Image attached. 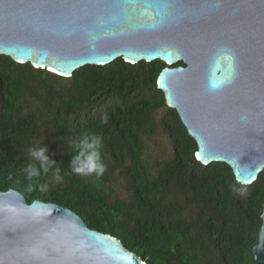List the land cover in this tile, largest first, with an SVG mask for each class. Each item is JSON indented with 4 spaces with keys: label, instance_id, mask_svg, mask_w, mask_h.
Segmentation results:
<instances>
[{
    "label": "trees",
    "instance_id": "obj_1",
    "mask_svg": "<svg viewBox=\"0 0 264 264\" xmlns=\"http://www.w3.org/2000/svg\"><path fill=\"white\" fill-rule=\"evenodd\" d=\"M165 66L118 57L64 77L0 54V190L74 210L147 264H260L251 250L264 171L241 184L225 162L196 159L195 139L157 86ZM85 134L101 140L102 176L71 169L72 142ZM36 146L48 148L62 181L51 170L26 178Z\"/></svg>",
    "mask_w": 264,
    "mask_h": 264
},
{
    "label": "water",
    "instance_id": "obj_2",
    "mask_svg": "<svg viewBox=\"0 0 264 264\" xmlns=\"http://www.w3.org/2000/svg\"><path fill=\"white\" fill-rule=\"evenodd\" d=\"M0 54L64 77L118 57L159 59L157 86L196 159L225 162L241 184L264 171V0H0ZM260 219L251 253L264 264V202ZM0 264L147 262L74 210L8 188Z\"/></svg>",
    "mask_w": 264,
    "mask_h": 264
},
{
    "label": "clouds",
    "instance_id": "obj_3",
    "mask_svg": "<svg viewBox=\"0 0 264 264\" xmlns=\"http://www.w3.org/2000/svg\"><path fill=\"white\" fill-rule=\"evenodd\" d=\"M104 123H107V118L102 117ZM75 145L76 152L70 159L72 171L77 175H92L102 176L106 170L105 165L101 160V140L96 135L85 134L79 139L72 142ZM28 154L36 163H28L25 167L27 179L32 180L38 178L41 174H48L52 171V176L56 181H62L63 177L60 175V168L54 167L56 161L50 157L48 148L36 146L35 148H28ZM11 178V177H10ZM41 191L48 190V184L40 185Z\"/></svg>",
    "mask_w": 264,
    "mask_h": 264
}]
</instances>
